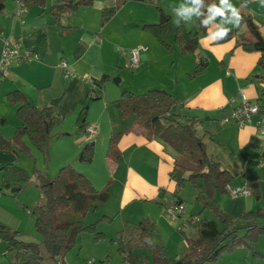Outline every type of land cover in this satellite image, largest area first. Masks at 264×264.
<instances>
[{"label": "crops", "instance_id": "crops-1", "mask_svg": "<svg viewBox=\"0 0 264 264\" xmlns=\"http://www.w3.org/2000/svg\"><path fill=\"white\" fill-rule=\"evenodd\" d=\"M54 1L46 0L43 7L28 5L23 1L24 11L19 15L16 1L5 0L4 8L0 11V55L3 41L7 37L19 39L23 48L38 54L35 60L11 63L7 75H0V121L15 117V120L12 118L13 129L9 135L20 121L15 114L16 105L7 100L6 95L19 90L29 103L39 108L46 107L45 116L51 114L60 119L51 129L48 146L56 139H73L74 148L66 151V161L69 158L73 160V151L77 154L79 148L90 141L95 153L98 144L104 153L108 149L112 132L133 125V116L123 117L111 102L123 90L140 93L148 89H165L183 103L181 108L173 111L179 118L197 117V129L204 133L207 151L231 173L233 179L230 184L250 183V179L257 178L260 192L258 199H253L252 194L231 197L226 192L219 193L217 202L221 210L227 215L238 217L245 211L264 208V134L258 128L259 122L264 123V112L253 116L250 123L238 125L230 116L228 107L229 98L237 94L239 89L252 102L258 98L264 102V94H261L264 93V81L260 78L263 71L257 65L260 53L247 52L235 46L234 38L222 43L213 42L221 36L217 33L224 34L237 25L242 12H249L257 19L264 35V0H218L212 9L215 18L207 33L199 35L197 48L190 52L181 51L174 41V33L180 24L187 30L197 27L193 0H178L180 4L173 9L191 11H185L187 18L182 16L176 27L175 24L169 26L166 23L171 17L166 7L167 13L165 17L161 16V20L164 19L166 23L163 38L167 45L143 28L144 24L160 23L158 14L163 9L161 5L158 8L155 0H125L105 21L101 19L102 10L113 6L116 0H93L90 6H80L58 17L51 12ZM216 8H220L222 14L215 12ZM136 44H144L147 49L141 53L139 67L130 70L126 68V56L121 50L128 51ZM200 58L207 62L205 70L190 77L188 72ZM63 60L67 64L66 69L61 66ZM67 70L74 72L75 76H66ZM103 75H107V78L100 81ZM116 76L118 81H114ZM121 83L123 89L119 86ZM97 106L98 111H93L92 107ZM82 121L84 124H94L98 129L97 134L87 136L84 128H79ZM117 148L118 158L114 160L106 154L105 158L111 165L104 164V167L116 172L121 165L126 173L127 178L117 176L112 179L130 183L127 196L120 200V205L137 197L149 200L154 207L151 214H155L158 222H165V218L169 217L164 211L161 198L174 191V182L169 178L174 157L171 149L158 138L148 139L137 128L122 134ZM16 157L18 155L14 154L12 158L6 159L0 156V166L16 162ZM68 165L86 175L95 188L101 187L108 180L105 174L104 178L96 182L73 162ZM148 166L155 170L151 179L142 176L140 171ZM1 175L0 171V179ZM55 175L43 176L52 179ZM34 176L30 175L32 179L26 187H37ZM10 196L8 191L0 189V227L7 226L16 231L19 240L40 243L42 236L39 233V236L26 235L21 226L25 217L32 213L34 215L28 221L35 220V206L42 199L32 209L25 201L18 199L20 208L12 202ZM180 198L183 200L181 195ZM108 199L99 206L105 205ZM102 214L110 216L106 211ZM147 216L151 218L150 213ZM96 227L104 233L99 223ZM188 227L191 232L184 236L186 241L193 235L194 238L197 236L195 229ZM183 230L179 229L180 232ZM262 239L264 236L259 235L257 243L252 247L241 246L232 251H224L215 262L206 264H264ZM0 244L4 243L0 241ZM5 248L7 252L9 249L6 245ZM106 256L100 262L106 260Z\"/></svg>", "mask_w": 264, "mask_h": 264}, {"label": "trees", "instance_id": "trees-1", "mask_svg": "<svg viewBox=\"0 0 264 264\" xmlns=\"http://www.w3.org/2000/svg\"><path fill=\"white\" fill-rule=\"evenodd\" d=\"M28 5L43 7L46 0H23ZM125 0H116L115 4L102 10L101 19L105 21ZM159 8L161 0H155ZM93 0H55L51 12L55 17L62 13H70L80 6H90ZM198 20L197 27L185 29L181 24L174 33V41L182 52L194 51L198 46L199 34H206L212 20V9L218 0H193ZM5 0H0V11ZM143 28L152 33L161 43L166 44L163 35L166 23H148ZM234 38L235 46L247 52H259L258 67L264 71V35L260 31V23L249 12L239 15L237 25L230 31L217 37L213 42L222 43ZM207 66L205 59L200 58L192 70L190 77L202 73ZM103 75L100 81H104ZM264 81V73L260 76ZM263 95L264 93L261 92ZM6 99L16 105L15 114L20 121L12 138L0 134V150L9 151L16 156L20 152H29L24 141L26 137L36 148L46 151L50 132L60 119L45 116L46 107L39 108L28 102L19 90H13ZM123 117L133 116V125L125 126L118 132H112L106 154L117 159L119 150L117 142L120 136L137 128L145 137L160 139L174 151L173 164L169 178L174 182L172 195L178 200L179 191L186 183L197 190L196 199L203 206H209L213 217L201 218L195 224L197 236L188 238V251L179 257L167 256L163 247L153 236L154 224L148 219L137 222L125 221L116 233L117 252L128 264H138V258L132 254L136 247L145 248L153 264H206L216 261L224 251H232L241 246L252 247L258 236L264 234V208L245 211L238 217L225 214L218 202L217 194L225 193V185L233 179L231 173L216 161L207 151L204 133L197 129L196 116L179 118L173 111L181 108L183 103L165 89H148L145 92L123 90L120 96L111 102ZM256 103L259 112H264V102L258 98ZM86 124L80 122L79 128ZM93 153V143L88 142L79 153V160L89 161ZM2 173L0 189L15 196L30 181L29 173L16 164L7 163L0 166ZM37 175V187L42 192L41 203L35 206L34 225L42 236L40 243L24 242L16 236L17 232L7 226L0 227V241L15 253L13 264H43L44 258L55 260V264L63 263L64 254L70 250L78 238L84 233L92 234L93 239H100L104 234L96 227L97 222L88 223L86 216L103 204L109 196L108 188L96 189L86 175L76 171L71 165L59 168L52 179ZM252 194L259 198L257 178L250 179ZM7 185V188H5ZM107 219L110 217L104 216ZM59 246L57 255L52 254L53 245ZM148 261V260H147Z\"/></svg>", "mask_w": 264, "mask_h": 264}, {"label": "rangeland", "instance_id": "rangeland-1", "mask_svg": "<svg viewBox=\"0 0 264 264\" xmlns=\"http://www.w3.org/2000/svg\"><path fill=\"white\" fill-rule=\"evenodd\" d=\"M161 1L162 3H160L159 5H161L163 10L159 11L158 21L161 20V16L165 17L167 13L165 9L166 7H168L167 10L170 11L171 17L169 20H167L169 22L166 23H168L169 26H174V24L175 27L178 26L180 24L181 17L185 16L186 14V12H183V10L173 9L180 4L179 1L166 0V3H163V1L165 0ZM185 18L187 17L185 16ZM129 73L131 74V71H129ZM263 73L264 71L262 72V74ZM116 78H118V76H116ZM119 86L123 89L122 83ZM95 102H97V100ZM98 108L99 106H97V108L92 107L93 111L95 112L98 111ZM92 109L91 112H93ZM108 111L110 112V110ZM12 118L14 119L15 117ZM12 118H9V120L5 119L4 121H0V127H4V129L2 128V130H0V134L8 139L12 138L13 135V132L11 135H9L13 129ZM25 139L29 142L27 138ZM72 144L73 139L60 138L52 141L48 146L47 151H42L31 144V142H29V152H20L18 157H16V164H18L19 166H24L27 169L26 171H28L31 176L35 175L34 178H37L36 174H46L48 176H53L57 173L60 167L64 166V164H71V162H73L78 168L83 169L82 171H86L85 173L91 175L93 179L96 180V182L104 178L105 174L108 175V180H105L101 187L96 186L98 190L105 187L108 188L109 195H111L107 203L102 207L98 206L96 210L90 211L86 216V221L88 223L95 221L97 222L98 220L97 223H99V225L104 229V235L100 239L94 240L91 233L84 232L81 238H78L76 244L64 254V256L62 257L63 263L61 264H88L87 261L91 259H94L96 263H99L100 260L103 259L106 255L107 259L101 262V264H126V261L123 260L122 256L117 252L116 249L117 245L114 240L116 239V233L123 226V223L125 221L137 222L143 218L153 222L154 239L156 238L159 242H161V244L163 245L162 247L164 253L167 256H175L176 254H181L185 251H188V243L184 237L188 236V234L191 232L189 231L190 229L188 226L195 229V224L197 223V221H199V219H208L213 217V213L210 207L207 205L203 206L201 200L195 198L197 195V190H195L190 183H186L181 187L179 191V195L182 196L184 201H182L183 205L185 206L184 216L186 218H192L193 220H195L193 222L185 223L186 227H183V217L177 218V220L175 221H171L166 217L165 222H158L155 214H151L152 212H154V207L149 200L139 199L137 197L126 204L120 205V200L123 199V197L127 196V191L130 187V183L126 182L125 180L118 182L116 180L113 181L112 179L117 176L127 178L125 177L126 173L124 172L122 166L120 165L119 169L116 172L112 169H109L108 167L105 168L104 164H107V166H109L111 165V163H109V161L105 158L106 152H102V147H100L99 144L96 146V153L95 148H93L91 160H79V153L82 147L85 145L83 144L81 148H79L77 154H75L73 151V160L69 158V160L66 161V151L74 148ZM0 151V156L5 159L12 158L14 154L9 151ZM171 152L172 154H175L172 149ZM67 156L68 155H66V157ZM140 171L142 176L148 179H151L155 174V170H152L149 166L141 168ZM31 179L32 177L30 178V180ZM248 184H250L251 186L253 185L252 183ZM3 191H6V189H3ZM252 195V198L256 199L255 195ZM9 198L16 206H20V208L21 205H19L18 199L25 201L29 208L32 209L33 205L41 201L42 192L38 187H34L32 185L19 191L16 194V197L10 196ZM105 211L108 213V215H110L109 217H111V219L103 217L102 213ZM148 213H150L151 218L147 216ZM33 215V213L30 216L24 215L26 217L23 220L24 222H22L21 227L23 228V231L26 232V235L37 234V236H39L40 233L36 231L34 221H28L29 218L33 217ZM178 226L180 229L184 230L180 232ZM261 235L264 236L263 234ZM27 238H29L30 240H34V238H31V236H27ZM191 238L193 239L194 235ZM256 243L257 241L253 242L252 246ZM262 244H264V239H262ZM6 250L7 249L5 248V245L0 244V264H13L14 262H16L14 254L15 252L13 250H8L6 252ZM132 254L139 259L138 264H153L151 257L145 248L136 247L133 249ZM43 264H55V260L45 257L43 260Z\"/></svg>", "mask_w": 264, "mask_h": 264}, {"label": "built area", "instance_id": "built-area-1", "mask_svg": "<svg viewBox=\"0 0 264 264\" xmlns=\"http://www.w3.org/2000/svg\"><path fill=\"white\" fill-rule=\"evenodd\" d=\"M17 13L20 15L24 11L23 0H15ZM147 47L144 44H136L128 51L122 49V53L126 56V68L135 70L139 67L141 53L144 52ZM38 58V54L35 51L27 50L22 47V43L19 39L13 37H7L3 41V48L0 55V75L6 76L8 73V67L11 63L16 61H30ZM63 68H67L66 62H61ZM66 76H75V73L67 70ZM228 107L230 109V116L238 125H244L250 123L253 116L259 113V107L256 102H252L247 98L244 91L239 89L237 94L231 96L228 100ZM258 128L264 134V123L259 122ZM84 132L87 136H95L98 132L97 127L94 124H86ZM225 192L228 196H249L252 193V186L248 183L240 185L226 184ZM161 202L165 213L171 221L177 220V218L183 217L182 223L186 225L187 222H193L192 218H186L184 216L185 206L182 201H178L172 194L162 196ZM179 228V226H178ZM180 229V228H179ZM88 264H101L96 263L94 259L88 260Z\"/></svg>", "mask_w": 264, "mask_h": 264}, {"label": "water", "instance_id": "water-1", "mask_svg": "<svg viewBox=\"0 0 264 264\" xmlns=\"http://www.w3.org/2000/svg\"><path fill=\"white\" fill-rule=\"evenodd\" d=\"M165 20H160V23H164ZM114 81H118V78H115ZM59 246L57 244L53 245L52 247V254L57 255Z\"/></svg>", "mask_w": 264, "mask_h": 264}, {"label": "clouds", "instance_id": "clouds-1", "mask_svg": "<svg viewBox=\"0 0 264 264\" xmlns=\"http://www.w3.org/2000/svg\"><path fill=\"white\" fill-rule=\"evenodd\" d=\"M185 11L187 12V11H191V10L190 9H185ZM214 11L217 12V13H221L222 14V10L220 8H216V9H214ZM222 34L223 33H217V35H222Z\"/></svg>", "mask_w": 264, "mask_h": 264}]
</instances>
